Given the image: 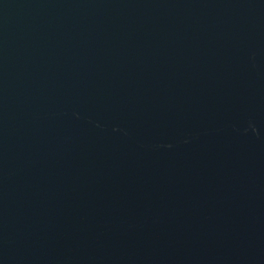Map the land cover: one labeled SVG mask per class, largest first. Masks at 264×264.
Masks as SVG:
<instances>
[{"label": "water", "instance_id": "1", "mask_svg": "<svg viewBox=\"0 0 264 264\" xmlns=\"http://www.w3.org/2000/svg\"><path fill=\"white\" fill-rule=\"evenodd\" d=\"M0 264H264V0H0Z\"/></svg>", "mask_w": 264, "mask_h": 264}]
</instances>
